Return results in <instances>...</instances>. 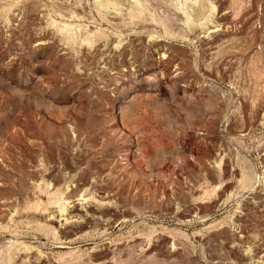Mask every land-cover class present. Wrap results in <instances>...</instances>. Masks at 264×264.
I'll list each match as a JSON object with an SVG mask.
<instances>
[{"label":"rangeland","instance_id":"rangeland-1","mask_svg":"<svg viewBox=\"0 0 264 264\" xmlns=\"http://www.w3.org/2000/svg\"><path fill=\"white\" fill-rule=\"evenodd\" d=\"M0 264H264V0H0Z\"/></svg>","mask_w":264,"mask_h":264}]
</instances>
